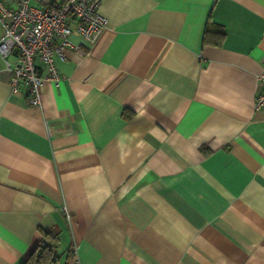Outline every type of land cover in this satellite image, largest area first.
<instances>
[{"label":"crops","instance_id":"crops-1","mask_svg":"<svg viewBox=\"0 0 264 264\" xmlns=\"http://www.w3.org/2000/svg\"><path fill=\"white\" fill-rule=\"evenodd\" d=\"M99 12L91 43L71 25L39 106L0 59V264L47 233L58 264L73 243L79 264H264V0ZM206 23L218 45L202 44Z\"/></svg>","mask_w":264,"mask_h":264},{"label":"built area","instance_id":"built-area-1","mask_svg":"<svg viewBox=\"0 0 264 264\" xmlns=\"http://www.w3.org/2000/svg\"><path fill=\"white\" fill-rule=\"evenodd\" d=\"M15 8L0 2V59L10 73L13 93L23 88L28 104L40 105V92L48 80L58 86L61 76L53 57L63 59V49L70 46L71 25L81 38L91 43L105 27L106 19L99 12L101 0H60L33 8L28 0H14ZM260 90L254 108L264 107V72L259 76ZM62 211L68 220L64 208ZM79 246L67 250V264H79Z\"/></svg>","mask_w":264,"mask_h":264},{"label":"trees","instance_id":"trees-1","mask_svg":"<svg viewBox=\"0 0 264 264\" xmlns=\"http://www.w3.org/2000/svg\"><path fill=\"white\" fill-rule=\"evenodd\" d=\"M223 36L224 32L220 26H217L216 30H213L209 23H206L202 35V44L218 45ZM56 243V235L45 234L44 239L34 247L22 264H58V255L54 252Z\"/></svg>","mask_w":264,"mask_h":264},{"label":"clouds","instance_id":"clouds-1","mask_svg":"<svg viewBox=\"0 0 264 264\" xmlns=\"http://www.w3.org/2000/svg\"><path fill=\"white\" fill-rule=\"evenodd\" d=\"M156 91H159V88H157Z\"/></svg>","mask_w":264,"mask_h":264}]
</instances>
